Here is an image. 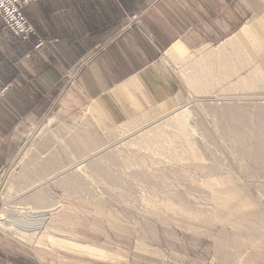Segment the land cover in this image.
Returning a JSON list of instances; mask_svg holds the SVG:
<instances>
[{"label": "rangeland", "instance_id": "rangeland-1", "mask_svg": "<svg viewBox=\"0 0 264 264\" xmlns=\"http://www.w3.org/2000/svg\"><path fill=\"white\" fill-rule=\"evenodd\" d=\"M263 31L264 16L182 50L180 103L153 119L92 123L84 112L36 124L0 175V229L24 260L264 264V57L250 41ZM180 112L185 138L172 118ZM11 220L40 229L29 241Z\"/></svg>", "mask_w": 264, "mask_h": 264}, {"label": "crops", "instance_id": "crops-1", "mask_svg": "<svg viewBox=\"0 0 264 264\" xmlns=\"http://www.w3.org/2000/svg\"><path fill=\"white\" fill-rule=\"evenodd\" d=\"M23 10L34 33L0 34V175L52 117L111 124L173 109L178 50L233 35L264 16V0H37ZM25 258L0 229V264Z\"/></svg>", "mask_w": 264, "mask_h": 264}, {"label": "bare ground", "instance_id": "bare-ground-1", "mask_svg": "<svg viewBox=\"0 0 264 264\" xmlns=\"http://www.w3.org/2000/svg\"><path fill=\"white\" fill-rule=\"evenodd\" d=\"M258 29V28H257ZM254 31V30H253ZM262 31V30H261ZM250 34V33H249ZM251 41V43H252V45H254L255 47H257V54L258 55H260L261 57H264L263 55H264V31H263V33L261 34V35H255L254 37H252V39L250 40ZM175 48V47H174ZM176 49V48H175ZM170 50H172V49H170ZM174 51V50H173ZM171 52V51H170ZM175 52V51H174ZM173 53V52H172ZM182 53V50H178V56H179V54H181ZM232 58V57H231ZM250 59V58H249ZM237 62V61H236ZM244 62V61H243ZM261 62H262V64H261V66L263 67V68H261L263 71V74H264V59L263 60H261ZM218 66V65H217ZM245 66V65H244ZM236 74V73H235ZM238 74V73H237ZM222 77V76H221ZM235 77H236V75H235ZM240 80V79H239ZM253 82V81H252ZM184 113V112H183ZM182 112H180V113H176V115L175 116H172V118H173V120H174V122L177 124V126H178V130L181 132V134L183 135V137L182 138H185V124L183 123V121H182V119H181V117H180V115L181 114H183ZM184 116V115H183ZM52 119V118H51ZM50 120V119H49ZM172 120V119H171ZM172 120V121H173ZM184 120V119H183ZM168 122V121H167ZM32 129H33V127H32ZM36 129V128H35ZM33 131H35V130H33ZM33 131L31 132V133H29L30 135L31 134H33ZM187 133V132H186ZM260 135H258L259 136V138H258V140H260L261 141V144H262V142L264 143V127L262 128V126H261V130H260V133H259ZM29 136V135H28ZM147 136V135H146ZM142 139V138H141ZM190 139V138H189ZM184 140V139H183ZM143 141V140H142ZM149 142V141H148ZM185 142H186V145H187V147H188V149H189V154H190V156H192V158H199L198 156L199 155H197V153L195 152V149L193 148V146H192V144L187 140V139H185ZM151 143V142H150ZM256 148V147H255ZM257 149V151H259V153L261 152V154H263L264 155V144H262V145H258V147L256 148ZM256 151V152H257ZM257 154V153H256ZM264 158V157H263ZM212 185V184H211ZM214 185H215V183H214ZM218 186V185H217ZM208 189V188H207ZM213 194V193H212ZM223 196V195H222ZM229 196V195H228ZM215 197V196H214ZM227 197V196H226ZM216 198V197H215ZM229 198V197H228ZM224 199V198H223ZM227 198H226V202H227ZM225 201H223V203H224ZM56 209V208H55ZM58 209V208H57ZM5 211V210H4ZM47 211V210H46ZM43 212V213H40L41 214V217H44V216H46V217H49L50 215H53V212H52V210H48L47 212ZM56 213H58L59 214V212H56ZM3 214V213H2ZM49 215V216H48ZM55 215V214H54ZM57 217V216H56ZM46 219V218H45ZM44 221V220H43ZM42 222V221H41ZM47 222V221H46ZM49 222V221H48ZM3 226H4V224H2ZM40 225V224H39ZM42 225V224H41ZM9 226H10V228H14L15 230H17V231H20L19 232V234L21 235V236H23V237H27L28 238V240H29V238H31V237H34L36 234H37V231L35 232L34 230L35 229H38L39 227H32L31 226V228L29 227V226H25V227H15L16 225H15V223L11 220V222H9ZM12 226H14V227H12ZM6 227V226H5ZM27 227V228H26ZM43 228V227H42ZM33 229V230H32ZM40 229V228H39ZM47 229H49V227L47 228ZM45 230V229H44ZM51 231V230H50ZM47 233H48V231H47ZM50 233H52V232H50ZM53 234V233H52ZM57 236V235H56ZM59 237V236H58ZM47 238V237H46ZM50 238H52V237H50ZM34 239V238H33ZM30 241V240H29ZM31 241H32V239H31ZM53 241V240H52ZM58 241V240H57ZM40 242V241H39ZM91 252H93L96 256H98V257H102V258H107L108 256H109V253H107L106 251H104V250H100V249H89Z\"/></svg>", "mask_w": 264, "mask_h": 264}, {"label": "built area", "instance_id": "built-area-1", "mask_svg": "<svg viewBox=\"0 0 264 264\" xmlns=\"http://www.w3.org/2000/svg\"><path fill=\"white\" fill-rule=\"evenodd\" d=\"M35 1L37 0H0V15L6 28L23 37L34 32L22 10L26 5ZM3 92L4 90L0 91V94Z\"/></svg>", "mask_w": 264, "mask_h": 264}]
</instances>
